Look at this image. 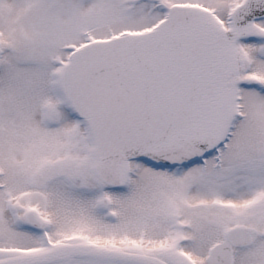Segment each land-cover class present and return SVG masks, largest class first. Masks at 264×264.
<instances>
[{
  "label": "snow or ice",
  "instance_id": "obj_1",
  "mask_svg": "<svg viewBox=\"0 0 264 264\" xmlns=\"http://www.w3.org/2000/svg\"><path fill=\"white\" fill-rule=\"evenodd\" d=\"M0 264H264V0H0Z\"/></svg>",
  "mask_w": 264,
  "mask_h": 264
}]
</instances>
